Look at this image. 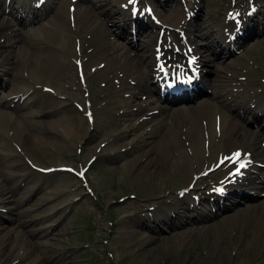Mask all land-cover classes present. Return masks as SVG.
Listing matches in <instances>:
<instances>
[{
	"label": "rangeland",
	"instance_id": "obj_1",
	"mask_svg": "<svg viewBox=\"0 0 264 264\" xmlns=\"http://www.w3.org/2000/svg\"><path fill=\"white\" fill-rule=\"evenodd\" d=\"M153 1L155 9L160 10L166 21L172 25H176L178 18L185 14L180 4L175 1L160 9L158 5L161 1ZM230 2L231 0H198L199 10L194 22L201 27H207L209 23L214 27L209 26L208 31L204 30L205 33L212 34L210 39L206 38L210 34L201 37L203 31L200 32V37L196 38L199 47L208 45L221 33V24L224 23ZM88 4L83 1L82 7L85 8ZM173 10H179L181 13L175 16ZM260 18L264 16L260 15L256 21L262 22ZM8 31L12 32L13 29ZM257 31L259 32L242 43L243 49L231 59L222 57L220 60H213L212 56L205 53L204 57L209 59L205 68L207 71L214 72L221 65L225 66V70H220L217 76H222L220 78L226 84L227 90L242 89L249 82L256 86V89L264 87V30ZM146 39H152V35H147ZM141 43L143 41L138 39L137 44ZM16 48L14 47V50ZM12 53L15 55L17 51ZM141 54L147 55V52L142 51ZM63 73L67 74L69 70ZM2 81L0 79V83ZM99 81L100 78L96 77L84 86L78 82L75 72L70 73L69 79L53 80L52 85L58 84L57 87L61 90L71 82L72 89L64 93L67 101L56 100L55 108L58 113L44 121L50 126L48 124L55 120L56 115L58 118L65 117V106L71 101L79 103L84 109L86 95L90 91L88 99L92 105L99 102L103 96L108 97V103L102 106L108 115L105 123L101 120L92 126L80 108L73 106L71 122L75 127L70 136L62 135L57 139V146L50 145L51 148L47 143L44 145L35 138L28 139L27 154L19 153V167L5 170L11 174L10 178L0 174V184L9 187L8 182L16 183L11 185V192L7 191L0 196V226L5 231L0 236V264H264V217L259 213L247 214L245 211L239 218L238 212H231L229 217L202 221L204 227L197 230L192 226L183 228L184 225H181L179 220L174 225L159 223L164 216L172 219L175 211L179 210L181 214L184 210L187 211L189 199L208 195L211 189L207 187L206 181L201 180L195 185L196 191L192 189L187 195H182L179 192L184 179L182 175L150 180L145 175L150 170L146 169L144 174L139 176L146 161L142 158V164H134L132 161L136 156L144 155L147 148L131 150L134 146H131L130 141L136 135L151 132L160 121L143 123L138 129L134 128L130 135L121 136L119 132L123 127L127 124L132 126L139 116H126L122 113L126 108L121 106L116 109V101L110 100L111 91H115V88H102ZM214 90L212 89V92ZM3 91L4 88L0 86V93ZM147 96L149 95L139 93L132 97L135 101L132 102L129 112L138 108V103L148 102L150 97ZM41 98L54 101L51 94H44ZM211 102L215 103L214 100ZM239 112L244 114L242 108ZM14 113L21 115L18 111ZM239 118L236 117L237 122H241ZM243 125L249 131L259 130L250 122H244ZM149 135L148 133L145 136ZM106 143L111 145L105 147ZM181 143L186 145L184 139ZM172 147L175 150L176 147ZM173 152L172 156H180L179 152H174L175 155ZM215 158L212 153L210 157L202 158L199 164H194L193 169L200 173L206 169V164L210 167ZM28 161L33 163V168L36 169L32 179L24 176V169L21 168L24 165L30 166ZM89 162L92 164L87 172V186L77 173L81 168L88 166ZM50 168H66V171L41 175L42 170ZM17 175L20 177L17 178ZM260 176L264 179V173ZM40 187V192L34 191ZM259 192L261 195L253 204H259V201L264 199V190L259 189L257 193ZM48 195L51 200L47 199ZM19 199L25 200L21 206L16 203ZM11 202L15 204L12 205ZM199 204H202V201L199 200ZM242 205L238 203L236 206ZM15 206L20 208L19 212L14 211L13 215L4 208L12 209ZM246 206L245 203L244 208H247ZM46 207L48 211H45ZM61 207L63 210L58 211ZM23 212L26 213L23 215ZM20 215L24 216V220L35 222V225L29 228V231L34 232L29 234L26 227L12 222ZM44 215L50 218L45 219ZM141 219L150 220L152 228L140 227ZM254 222L256 226L252 225ZM50 224L59 227L52 233L50 231L46 237L34 235L35 231H40V227L47 228Z\"/></svg>",
	"mask_w": 264,
	"mask_h": 264
},
{
	"label": "bare ground",
	"instance_id": "obj_2",
	"mask_svg": "<svg viewBox=\"0 0 264 264\" xmlns=\"http://www.w3.org/2000/svg\"><path fill=\"white\" fill-rule=\"evenodd\" d=\"M14 1L16 0H10V2H8V0H0V10L6 12L7 8L10 9ZM29 1L31 3V0ZM51 1L47 0L46 2ZM88 1L90 5L87 8L84 9L79 4L75 13L71 14L70 4L67 0H62L60 13L54 14L52 19L45 25L35 27L33 30L26 32L24 37L22 34V37L9 34V27H7V25L10 21H5V19L1 17L2 14L0 11V77H2L0 79L3 80L0 86H8V92H5L4 98L11 97L4 103L3 107H18L20 109L19 113H22L20 116L18 113L14 115L9 111H3L2 114H0V174H3L6 178H10L11 174L5 170L19 167L20 163L18 161L21 156L17 153L16 147L21 144L24 154L26 155V141L28 139L35 138L39 140L40 143H44V145L47 143L49 148H51L50 145L57 146V139H60L59 137H62V135L70 136L73 132L75 126L71 122L73 119L71 116V112H73L72 102H69V104L65 106L67 114L65 117L62 116L58 118L56 115L55 120L48 124L50 126H47L44 120L58 113V109L55 108L56 100L59 98L57 84L53 85V87L50 85L56 78L59 81H63L64 78H70V75L63 73L64 71L73 70L72 66L67 65L69 64L68 59L71 57L78 59L77 56H80V53H76V51L73 50L71 40L73 39V35L79 38L82 35V38H86V44L79 52L84 53L87 60L79 65V72L85 73L84 76L86 80L100 77L102 81L106 82L113 79L116 82L114 84L116 91L114 94L110 95V98L111 101H116V109H118L117 106H121L123 109L126 108L124 113H126V116L129 115L128 117H131L132 113L128 112V109L132 107V102H134L131 97H136L142 92L143 94L145 93L151 96V101L149 100L147 105L139 103V107L135 110V113L138 114L140 118L142 117V119L138 121V124L141 126L145 121H149L150 123L154 121L160 122L156 123L155 128L151 132L148 131L146 133L150 134L148 137H146V134L143 132L140 135H136L134 139L130 141L131 146H134L131 150L141 147V149H144V147L147 148L144 155L141 154L136 156L132 161L134 164H142L141 158L146 161L142 169H140L139 176L143 175L146 169L150 170L145 173L150 180L157 177L163 180L164 176L171 178L176 175H182L184 179L179 191L191 190L195 187L197 180L200 179V173L193 169L194 164H199L202 158L211 153L214 155L217 154L216 163H219L222 161L223 157H228L234 149L240 148L247 155L246 158L248 162L246 164H250V167L248 166L244 169L245 171L243 172L245 175L241 179H238L237 182L245 181V183L247 182L250 184L253 180L252 176H246L248 173L247 171L253 168V166L254 168H264V131L253 132L246 130L243 122L248 120L244 117L243 122H237L235 117L237 116L236 112L241 108L249 112V114L255 118L259 116V113L263 115L264 88L256 90V86L249 82L242 89L233 88L228 91L225 86L226 84H224L222 78H220L222 76H217L220 69L214 72L209 70V74L205 73L204 75H199V80L205 88L215 89V97L217 99H222L218 102L220 104L219 106L207 103L208 100L204 98L203 100L199 99L200 102L198 105L195 104L190 106V114L186 112L184 105L181 106L183 108L178 109L176 107L173 110L170 109L167 111L166 106L160 103L162 102V97L159 96L158 87L154 85V82H150L149 80L151 78L161 79L162 81L167 79L165 74H161L156 69V60H151V54L148 60V56L145 58L144 55L138 53L139 50L137 48L133 52L134 48L130 50L132 44L121 46L111 39L113 31L111 26L112 21L114 22L113 27L125 29L122 23L123 20H121L120 17H130L133 20L129 13L133 4L129 5L128 0ZM253 1L258 3L257 6L251 3L254 5V7H252L253 10H255V8L257 10L258 7L264 8V0ZM17 2L19 4L21 1L17 0ZM240 3L244 4L245 2L241 1ZM32 4L33 3L30 5L22 4L21 7L17 9L16 13L10 10L9 19H26V17L29 18L30 14H33L34 17L36 16V12H45L43 7L39 11L34 10ZM256 10L252 18L256 17L257 13H260ZM258 10H260V8H258ZM173 12L176 16L177 12L175 10ZM262 13L261 11V14ZM237 14L239 15V12H237ZM237 14L235 18H238ZM72 16L75 18V24L70 20ZM143 19L147 24H152V22L150 23L145 17ZM37 23L38 22L33 20L32 24L29 26H34ZM165 24L166 23H163L160 27L159 35L155 42H157L162 32L165 34L167 33L163 27ZM152 26L157 27L154 24H152ZM209 26L214 28L210 23L207 27H201L198 24L195 26L192 24H183L182 34L184 33L183 35L186 36V41L191 45L194 41L196 42V38L200 37L201 31H203L201 37L210 34L209 32L205 33V31H208L207 28ZM234 28L233 18H231L221 31L218 37L219 41L225 42L226 45L230 44L231 42L229 40L233 38L235 33ZM194 31L196 33H194ZM150 33L157 34L154 29L150 31ZM252 33L256 34L257 31L255 32V30H253ZM147 34V32H144V35ZM141 35H143V32ZM206 38H212V34L206 36ZM69 42H71V44ZM80 43L83 45L81 40ZM153 43V40H147L142 48L150 51ZM214 43L215 41L203 47V51L199 46H195V53L190 55L191 58H195L196 61L200 63L203 61L208 63L209 59L204 57V55L205 52H207L209 55L215 56L211 51ZM14 47L17 48L14 50ZM14 51H17L15 55L12 53ZM165 58L168 59V66L170 69L180 66L185 68L188 67L187 59L183 54L181 56L175 55L167 57L166 52ZM146 59L147 61L145 63ZM214 59L217 60L216 57ZM176 62H178V64H176ZM100 63H103V66H101ZM148 67L149 69H147ZM223 69H225V67H221V70ZM23 75H26V78ZM40 86H43V88L44 86H48L54 89V92H56V96H52L54 101H52V99L44 100L40 97ZM62 90L64 93L68 92L70 91V87L67 86ZM254 90L255 92H253ZM201 91H204V89L201 88L198 91H192V93L195 95L199 94ZM41 95L43 96V94ZM152 95H155V99H153ZM252 96H254V102L252 103L254 105H249L247 103L249 97ZM22 98H24V103L20 105L23 102L21 101ZM238 98H242V101L239 102ZM103 100L104 99H101L88 110V112H92V116L95 115L94 123H98L99 120H103L105 123V119L108 117L100 105ZM251 102L252 100H250V104ZM238 103H241V105ZM35 105L38 106L33 110ZM24 107H28L25 112H23ZM228 111L235 113L234 116L227 114ZM161 114H166L167 116L162 118ZM134 130V124H132V126L131 124H127L121 130L120 135L126 137ZM183 139L186 141L185 146L181 143ZM172 146L177 149L175 148L174 150ZM35 149L38 150V148ZM173 150L174 152H179L178 154L180 156H172L171 152H173ZM233 167L237 169L238 165L236 164ZM21 168L24 169V176L27 175L32 179L35 175V172L30 169L28 165L21 166ZM227 169V167L224 168V170ZM224 174V171L217 170L210 173L208 177L216 175L217 179L220 180L222 177L221 175ZM16 177L19 178L20 176L17 175ZM233 177L234 176H229L226 181L228 182ZM7 184L9 187L0 184V196L7 191L11 192V185L16 183L10 181ZM226 188L229 190L233 189L234 186L230 184V186ZM37 192H40V189H38ZM240 196L241 193L236 197L238 198ZM49 198L48 195L47 199ZM237 198H233L230 204L224 206V208L229 209L228 207H231L238 201ZM251 198L252 197L249 195L247 199ZM16 203L21 206L22 203H25V200L19 199ZM13 204L15 203H12V205ZM246 207L247 208H244V205L238 207V209L236 207L237 211L235 212H238L239 218L242 215L241 213L245 211H248L247 214L256 215L259 213L264 217V199L259 201V204L253 206L248 205ZM4 208H7L9 214L13 215L14 211L19 212L18 210L20 207L15 206L13 211L9 207ZM62 210L63 207L59 208L58 211ZM232 210H227L226 214H230ZM45 211H48L47 207ZM24 213L26 212L21 214L24 215ZM181 217H183V215L177 213L174 219L176 220L178 218L180 220ZM44 218L48 219L50 217L44 215ZM216 218H218V215H215L214 219ZM192 219L201 220L199 214L198 217ZM203 219H205L204 216L202 220ZM12 222L20 223L22 227H26L27 231L35 225V222L32 220H24V216L21 215L19 218H16V220H12ZM159 223L172 224L173 219L164 216ZM194 224L196 223L194 222L193 225ZM139 225L140 227L152 228L151 221L148 219L139 220ZM252 225L256 226V222H254V224L252 223ZM261 225L262 223L259 224V227H261ZM58 227L59 225L55 226L53 224H50L47 228L40 227V231H35L34 235L46 237L50 231L52 233L56 231ZM203 227L204 226H198V228ZM4 232L3 227L0 226V236ZM32 232H34V230H30L28 233L31 234ZM135 234L137 236L139 235V233L136 232ZM8 236L9 234L7 237ZM8 245L9 244H7V246ZM48 247L52 248L49 245Z\"/></svg>",
	"mask_w": 264,
	"mask_h": 264
},
{
	"label": "snow or ice",
	"instance_id": "obj_3",
	"mask_svg": "<svg viewBox=\"0 0 264 264\" xmlns=\"http://www.w3.org/2000/svg\"><path fill=\"white\" fill-rule=\"evenodd\" d=\"M129 3H130V4H135V3H136V0H129ZM134 14H135V12H134ZM237 15H238V14H237ZM162 67H163V66H162ZM190 79H191V78H190ZM89 118H91V114H89ZM240 158H241V153L236 152V153L233 154L232 157H227L226 159H228V160H232L233 163H236L237 161L240 160ZM221 163H224V161H221ZM245 167H246V164H245V163H239V165H238V167H237V169H236V172L233 173V175H239V174H241V169H243V168H245ZM217 191L223 192V189L221 188V189H218Z\"/></svg>",
	"mask_w": 264,
	"mask_h": 264
}]
</instances>
